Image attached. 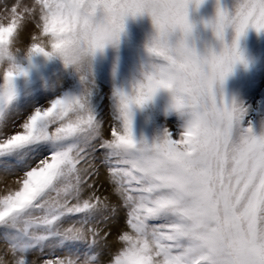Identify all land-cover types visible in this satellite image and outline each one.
Wrapping results in <instances>:
<instances>
[{
    "label": "snow or ice",
    "instance_id": "snow-or-ice-1",
    "mask_svg": "<svg viewBox=\"0 0 264 264\" xmlns=\"http://www.w3.org/2000/svg\"><path fill=\"white\" fill-rule=\"evenodd\" d=\"M206 3L0 9V264H264V0Z\"/></svg>",
    "mask_w": 264,
    "mask_h": 264
},
{
    "label": "rangeland",
    "instance_id": "rangeland-1",
    "mask_svg": "<svg viewBox=\"0 0 264 264\" xmlns=\"http://www.w3.org/2000/svg\"><path fill=\"white\" fill-rule=\"evenodd\" d=\"M14 2L15 0H0V9H3L6 5L11 6ZM225 2L230 3V0H225ZM213 15H214V0H207V3L199 10V12L193 14L194 18L197 20L200 19L201 17L209 18ZM131 30L138 38H142L145 35V33L151 30L150 20L148 18H145L139 23H132ZM201 31H203V29H201ZM23 35L24 38L27 39V30ZM248 46L253 50V52L258 53L261 56H264V38H257L255 33H251L248 39ZM103 179L104 177L101 178V180ZM0 187H2V185H0ZM107 187L109 186L105 183L101 191L102 192L103 190L106 191ZM109 190L111 191L110 188ZM113 199L115 198L113 197Z\"/></svg>",
    "mask_w": 264,
    "mask_h": 264
},
{
    "label": "bare ground",
    "instance_id": "bare-ground-1",
    "mask_svg": "<svg viewBox=\"0 0 264 264\" xmlns=\"http://www.w3.org/2000/svg\"><path fill=\"white\" fill-rule=\"evenodd\" d=\"M101 178H103V177L101 176ZM109 188H110V187H107V189H106L107 192L104 191V190H103V192H105V194H110V190H109Z\"/></svg>",
    "mask_w": 264,
    "mask_h": 264
}]
</instances>
